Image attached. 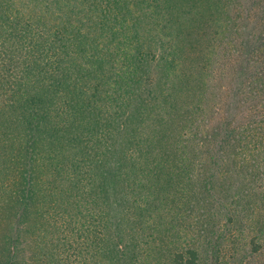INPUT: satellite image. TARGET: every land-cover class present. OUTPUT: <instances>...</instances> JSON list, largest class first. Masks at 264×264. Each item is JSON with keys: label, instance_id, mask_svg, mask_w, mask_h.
<instances>
[{"label": "trees", "instance_id": "obj_1", "mask_svg": "<svg viewBox=\"0 0 264 264\" xmlns=\"http://www.w3.org/2000/svg\"><path fill=\"white\" fill-rule=\"evenodd\" d=\"M263 252L264 0H0V264Z\"/></svg>", "mask_w": 264, "mask_h": 264}, {"label": "rangeland", "instance_id": "obj_2", "mask_svg": "<svg viewBox=\"0 0 264 264\" xmlns=\"http://www.w3.org/2000/svg\"><path fill=\"white\" fill-rule=\"evenodd\" d=\"M251 264H264V252L261 255L256 256Z\"/></svg>", "mask_w": 264, "mask_h": 264}]
</instances>
